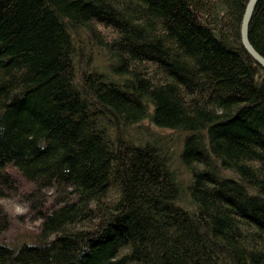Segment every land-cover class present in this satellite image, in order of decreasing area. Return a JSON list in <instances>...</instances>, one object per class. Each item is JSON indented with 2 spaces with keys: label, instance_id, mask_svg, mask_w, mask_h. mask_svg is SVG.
<instances>
[{
  "label": "trees",
  "instance_id": "1",
  "mask_svg": "<svg viewBox=\"0 0 264 264\" xmlns=\"http://www.w3.org/2000/svg\"><path fill=\"white\" fill-rule=\"evenodd\" d=\"M248 1L0 0V198L19 176L41 220L0 239V264H264ZM249 34L264 55V0ZM157 129L185 134L188 171ZM10 222L0 204V235Z\"/></svg>",
  "mask_w": 264,
  "mask_h": 264
},
{
  "label": "rangeland",
  "instance_id": "2",
  "mask_svg": "<svg viewBox=\"0 0 264 264\" xmlns=\"http://www.w3.org/2000/svg\"><path fill=\"white\" fill-rule=\"evenodd\" d=\"M80 31V45H84L85 50H90V47H93L90 43L91 39L88 37L87 32ZM93 48L95 53L94 64H106L108 58L103 53L104 51L99 50L96 45ZM167 134H169V136H165ZM159 135L164 136H158L159 138L168 139L170 142L172 141L171 144L168 143L166 146L171 148L169 154L174 167H177L178 171H188L180 160V152L183 149V138H181V136L185 137V134H177V132L171 130L160 129ZM27 188H29L28 182L22 181L18 176L15 191L0 198V204L3 205L5 211L11 217L10 227L0 235V239L6 240L7 242L19 243L23 240L34 239L36 231L39 230L41 220L36 218L34 212L29 211L28 202L24 196L25 191L28 190Z\"/></svg>",
  "mask_w": 264,
  "mask_h": 264
},
{
  "label": "water",
  "instance_id": "3",
  "mask_svg": "<svg viewBox=\"0 0 264 264\" xmlns=\"http://www.w3.org/2000/svg\"><path fill=\"white\" fill-rule=\"evenodd\" d=\"M258 0H249L246 6L242 24L241 37L244 46L253 55V57L264 67V55L254 46L250 39L249 28L255 5Z\"/></svg>",
  "mask_w": 264,
  "mask_h": 264
},
{
  "label": "bare ground",
  "instance_id": "4",
  "mask_svg": "<svg viewBox=\"0 0 264 264\" xmlns=\"http://www.w3.org/2000/svg\"><path fill=\"white\" fill-rule=\"evenodd\" d=\"M255 7H256V5H255ZM255 9V8H254ZM254 12V11H253ZM6 241V240H5ZM5 241H3V242H5Z\"/></svg>",
  "mask_w": 264,
  "mask_h": 264
}]
</instances>
